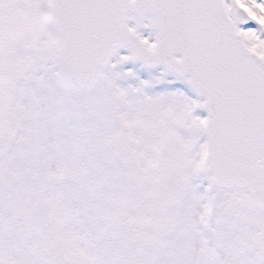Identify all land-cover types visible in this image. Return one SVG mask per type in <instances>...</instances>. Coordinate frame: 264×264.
<instances>
[{
    "label": "snow or ice",
    "instance_id": "snow-or-ice-1",
    "mask_svg": "<svg viewBox=\"0 0 264 264\" xmlns=\"http://www.w3.org/2000/svg\"><path fill=\"white\" fill-rule=\"evenodd\" d=\"M0 264H264V0H0Z\"/></svg>",
    "mask_w": 264,
    "mask_h": 264
},
{
    "label": "rangeland",
    "instance_id": "rangeland-1",
    "mask_svg": "<svg viewBox=\"0 0 264 264\" xmlns=\"http://www.w3.org/2000/svg\"><path fill=\"white\" fill-rule=\"evenodd\" d=\"M145 35L148 34L147 31H145L144 33ZM120 53L121 54H125V50H120ZM124 68L125 69H128V68H131L133 69L137 74L138 76L141 78V79H147L149 77V73L148 71L144 70L143 68H141L140 66L136 65V64H133V63H128L126 65H124ZM130 83H135L134 81H130Z\"/></svg>",
    "mask_w": 264,
    "mask_h": 264
},
{
    "label": "water",
    "instance_id": "water-1",
    "mask_svg": "<svg viewBox=\"0 0 264 264\" xmlns=\"http://www.w3.org/2000/svg\"><path fill=\"white\" fill-rule=\"evenodd\" d=\"M138 63V62H137Z\"/></svg>",
    "mask_w": 264,
    "mask_h": 264
}]
</instances>
